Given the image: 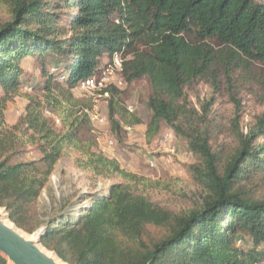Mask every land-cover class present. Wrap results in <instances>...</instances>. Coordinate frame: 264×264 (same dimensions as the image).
Returning a JSON list of instances; mask_svg holds the SVG:
<instances>
[{"label":"trees","instance_id":"obj_1","mask_svg":"<svg viewBox=\"0 0 264 264\" xmlns=\"http://www.w3.org/2000/svg\"><path fill=\"white\" fill-rule=\"evenodd\" d=\"M7 7L9 20L0 26V90L18 94L21 63L33 60L43 78L34 89L44 91L50 109H63L60 129L34 100L11 129L3 128L0 112V209L11 223L29 235L44 228L42 246L66 264H264V112L247 133L239 132L235 85L238 79L256 83L255 96L264 105V4L9 0ZM116 53L126 84L146 81V141L164 124L199 160L189 167L199 200L187 211L176 214L136 194L133 176L93 151L95 142L86 136L89 107L72 91L101 72V56L111 62ZM52 56L50 67L65 74L62 83L47 68ZM196 81L214 93L224 88L233 104L229 151L217 150L209 138L211 100L199 112L186 103L184 89ZM102 92L108 93L112 127L142 124L122 105L121 91L108 86ZM28 147L35 159L16 161ZM67 150L75 154L76 169L101 179L118 176L126 184L85 197L75 211L64 203L43 219L39 198ZM0 264L7 261L0 257Z\"/></svg>","mask_w":264,"mask_h":264},{"label":"rangeland","instance_id":"obj_2","mask_svg":"<svg viewBox=\"0 0 264 264\" xmlns=\"http://www.w3.org/2000/svg\"><path fill=\"white\" fill-rule=\"evenodd\" d=\"M257 1L264 4V0ZM8 3L9 0H0V26L9 20ZM115 55L120 58V54L116 53L113 56ZM53 59V56L47 57L49 71H53L54 67H50ZM109 62L106 55L101 56L99 76L108 68ZM35 66L37 65L33 64V60L29 59L21 63L23 74L20 79L23 81V85L18 94L6 96L0 90V112L3 114L2 126L4 129H11L17 124L26 107L30 105V100L42 104L44 118L52 121L44 113V111H48L51 116L53 115L59 120L58 124L53 123L55 128L62 127L60 115H62L63 109L58 108L57 113L54 111L55 108H53L54 110L50 109L44 103V91L37 92L34 89L33 82L40 83L43 80L41 74L34 71ZM110 70L107 77L110 84L122 92V105L125 109L132 110V115L138 118L142 124L133 127L131 132L125 130L126 127L123 126V123H120L118 128L112 127L108 118V98L100 95L101 93L97 91L86 92V90L77 87L72 91L74 100L80 105H84L83 102H85V105L89 107L87 114L90 119V129L86 136L95 142L96 149L93 151L106 158L116 160L122 170L133 176V180L129 183L132 190L157 206L176 214L195 207L200 191L192 181L189 167L198 164V158L189 151L185 141L178 139L164 124H161L158 134L150 142H147L145 131L151 114L146 107V97L148 96L146 81L140 80L126 84L117 69ZM262 70L264 71V68ZM53 76L59 78L65 77V74L62 71H56L53 72ZM64 77L63 80L57 81L62 83ZM235 85L238 99L241 101L237 126L239 132L245 134L254 124L255 118L264 112V105H261L255 96V94L259 95L256 83L238 79V83L235 82ZM184 98L188 107H192L198 112L202 103L211 100L210 116L208 117L211 125L208 134L212 140V146L217 150L222 148L227 151L231 150L234 146L230 134L232 133L235 110L224 88L214 93L210 85L196 81L184 89ZM100 117H105L104 124L97 122ZM206 126L208 127V123ZM109 141L113 144H109ZM30 152L37 156L36 152L28 147L25 153L15 157L16 161L33 160L29 156ZM74 160V152L67 150L55 165L38 201L40 216L43 219L64 203H72L71 209L75 211L77 207L87 203L83 201L85 197L105 194L114 184H126L118 176L101 179L94 177L90 172L80 171L75 168Z\"/></svg>","mask_w":264,"mask_h":264},{"label":"water","instance_id":"obj_3","mask_svg":"<svg viewBox=\"0 0 264 264\" xmlns=\"http://www.w3.org/2000/svg\"><path fill=\"white\" fill-rule=\"evenodd\" d=\"M44 228L27 235L9 220L6 209H0V257L7 264H66L42 246Z\"/></svg>","mask_w":264,"mask_h":264},{"label":"built area","instance_id":"obj_4","mask_svg":"<svg viewBox=\"0 0 264 264\" xmlns=\"http://www.w3.org/2000/svg\"><path fill=\"white\" fill-rule=\"evenodd\" d=\"M108 68L103 71L102 75H96L93 74L90 77H87L85 80H82L79 82V84L77 85L78 88H81L83 90H86V92H92V91H97L99 93H101L100 95L105 96L106 98H108V93H103L102 91H104L108 86H113L110 84L109 79L107 77L108 73L111 71L110 69H117L119 72H121V59L119 57H117L116 55L113 56L112 61L108 63ZM54 70H51V73H53ZM64 76L61 77H56L57 80H63ZM115 87V86H114ZM129 113H133L132 110L128 109ZM45 115H47L49 118H51L53 120V122L55 124L59 123V120L57 118H55L53 115L51 116V114L48 111H44ZM105 117H100L97 122L99 124H104L105 123ZM125 130L127 132H131L132 128L130 127H126ZM109 144H113L111 141H109ZM30 158L35 159V156L33 155L32 152L29 153Z\"/></svg>","mask_w":264,"mask_h":264}]
</instances>
